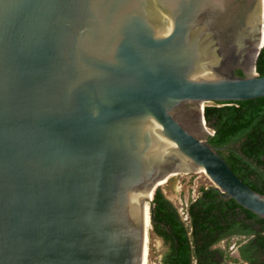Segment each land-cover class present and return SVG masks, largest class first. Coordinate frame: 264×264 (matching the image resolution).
<instances>
[{
	"label": "water",
	"instance_id": "95a60500",
	"mask_svg": "<svg viewBox=\"0 0 264 264\" xmlns=\"http://www.w3.org/2000/svg\"><path fill=\"white\" fill-rule=\"evenodd\" d=\"M263 18L264 0H0V264H143L173 173L264 218L203 109L264 97Z\"/></svg>",
	"mask_w": 264,
	"mask_h": 264
},
{
	"label": "trees",
	"instance_id": "16d2710c",
	"mask_svg": "<svg viewBox=\"0 0 264 264\" xmlns=\"http://www.w3.org/2000/svg\"><path fill=\"white\" fill-rule=\"evenodd\" d=\"M256 72L264 76V47L257 59ZM237 74L243 75V72L238 70ZM204 116L208 127L214 131L209 143L220 150L246 185L264 195V97L214 103L205 107ZM153 196L154 231L169 244L162 264H194L195 261L202 264L209 256L210 244L220 239L215 237L210 241V236L222 234V223L228 222L237 209L244 212L247 219L256 220L264 230V218L244 209L233 199L224 200L214 188L204 190L188 207V222L183 221L160 189ZM262 242L264 244V238Z\"/></svg>",
	"mask_w": 264,
	"mask_h": 264
},
{
	"label": "flooded vegetation",
	"instance_id": "af4514ba",
	"mask_svg": "<svg viewBox=\"0 0 264 264\" xmlns=\"http://www.w3.org/2000/svg\"><path fill=\"white\" fill-rule=\"evenodd\" d=\"M221 198L229 200L222 195ZM183 221L185 220L183 219ZM222 224V234L217 233L210 236V241L215 237L220 239L210 244L209 256L204 259L202 264H264V244L262 242L264 230L262 225L254 219H247L245 213L240 209H237L235 215L229 216L228 222ZM229 247L232 262L226 260V249ZM194 264L197 262L195 261Z\"/></svg>",
	"mask_w": 264,
	"mask_h": 264
},
{
	"label": "rangeland",
	"instance_id": "374dc122",
	"mask_svg": "<svg viewBox=\"0 0 264 264\" xmlns=\"http://www.w3.org/2000/svg\"><path fill=\"white\" fill-rule=\"evenodd\" d=\"M264 18L262 19V21ZM264 29V28H263ZM214 103L205 104V107ZM208 126V125H207ZM209 128V127H208ZM212 133L213 130L209 128ZM171 178V179H170ZM166 182L160 183V190L166 199L173 204L184 219L188 207L198 200L204 190L213 188V183L202 172L191 174H177L170 177ZM149 264H162L163 256L167 253L169 244L154 231V225L149 228ZM231 249H226V260L232 262L230 258Z\"/></svg>",
	"mask_w": 264,
	"mask_h": 264
},
{
	"label": "bare ground",
	"instance_id": "6f19581e",
	"mask_svg": "<svg viewBox=\"0 0 264 264\" xmlns=\"http://www.w3.org/2000/svg\"><path fill=\"white\" fill-rule=\"evenodd\" d=\"M263 32H264V29H263ZM263 42H264V35H263V38H262V43ZM177 174L178 173H173L172 175H170V177H174ZM170 177H168L165 180H161L156 186H159L160 183H162V182H166ZM145 222H146V226H147L148 235H147V240H146V247H145L143 264H149V247L148 246H149V228H150V224H151V222H150V203L149 202H147L146 205H145Z\"/></svg>",
	"mask_w": 264,
	"mask_h": 264
},
{
	"label": "built area",
	"instance_id": "2783aa9c",
	"mask_svg": "<svg viewBox=\"0 0 264 264\" xmlns=\"http://www.w3.org/2000/svg\"><path fill=\"white\" fill-rule=\"evenodd\" d=\"M203 109H205V104H204V106H203ZM212 134L214 135V131L212 132ZM183 214H185L184 220H185L186 222H188V219H189L188 212H187V213L184 212Z\"/></svg>",
	"mask_w": 264,
	"mask_h": 264
}]
</instances>
